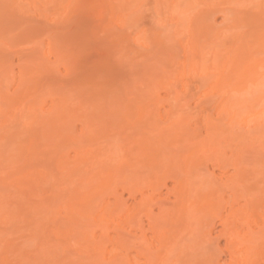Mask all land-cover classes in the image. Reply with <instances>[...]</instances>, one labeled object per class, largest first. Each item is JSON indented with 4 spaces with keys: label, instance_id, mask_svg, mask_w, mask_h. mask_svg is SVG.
Masks as SVG:
<instances>
[{
    "label": "rangeland",
    "instance_id": "374dc122",
    "mask_svg": "<svg viewBox=\"0 0 264 264\" xmlns=\"http://www.w3.org/2000/svg\"><path fill=\"white\" fill-rule=\"evenodd\" d=\"M261 78L264 0H0V264H263Z\"/></svg>",
    "mask_w": 264,
    "mask_h": 264
},
{
    "label": "bare ground",
    "instance_id": "6f19581e",
    "mask_svg": "<svg viewBox=\"0 0 264 264\" xmlns=\"http://www.w3.org/2000/svg\"><path fill=\"white\" fill-rule=\"evenodd\" d=\"M260 84H264V79L261 78V82H260ZM149 204H150V205H148V206H149L150 209H151V206H152L151 202H150ZM155 206H156V207L158 206L159 209L162 210L163 207H164L165 205L155 204ZM149 207H148V208H149ZM153 207H154V204H153L152 208H153ZM151 210H152V209H151ZM247 224H248V222H247ZM195 235H196V233L194 234V236H195ZM191 239L193 240V238H191ZM191 239H190V240H191ZM251 240H253V238H251L249 241H251ZM240 257H241V255H240ZM240 257H239V258H240ZM243 257H244V256H243ZM245 258H246V257H245ZM262 263L264 264V260H263Z\"/></svg>",
    "mask_w": 264,
    "mask_h": 264
}]
</instances>
